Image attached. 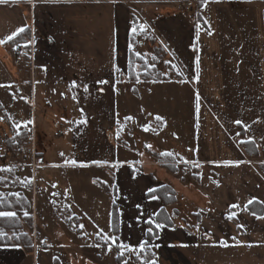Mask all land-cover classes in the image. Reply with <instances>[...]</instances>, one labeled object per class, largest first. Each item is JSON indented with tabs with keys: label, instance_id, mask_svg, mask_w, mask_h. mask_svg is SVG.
Listing matches in <instances>:
<instances>
[{
	"label": "crops",
	"instance_id": "0c3cea01",
	"mask_svg": "<svg viewBox=\"0 0 264 264\" xmlns=\"http://www.w3.org/2000/svg\"><path fill=\"white\" fill-rule=\"evenodd\" d=\"M185 3L190 5L189 9L181 0L0 2V41H5L0 43V106L3 112L0 114L4 117L3 122L0 118V134L9 139L17 130L24 131L26 138L31 133L35 158L38 156L42 161L46 154L42 143L45 137L33 131L37 116L43 127L58 128L56 119H67L68 103L74 102V97L82 96L85 86L99 95L105 89L109 105L103 112L115 118L116 127L117 99L123 88L122 79L128 81L129 53L133 51L132 24L136 20L139 28L150 34L153 41L148 42L145 35L140 37L135 52L151 49L154 42L164 53L162 62L172 70V77L151 85L148 89L151 93H145V96L158 113L165 111L160 108L164 100L159 101L158 97L164 95L168 87L172 90L171 95L177 91L176 96H179L184 88L188 95L200 98L194 107L192 135L183 137L182 141L174 130L177 128L168 124L174 137L184 145L183 153L179 150L171 156L166 155L167 160L161 158L160 155L168 151L163 141L162 147L153 152L160 157L155 161L136 158L121 162L115 158L94 164L127 167L130 179H134L137 171L141 173L139 178L149 176V185L143 189L145 197L149 189L168 186L176 195L173 205L179 203L180 198L188 208L237 210L238 214V210L245 211L249 200L264 204V0H185ZM21 27L28 36L26 40L30 36L33 38V73L14 64V46L12 40L7 39ZM15 91L21 96L28 94L30 98L28 119H23V112L17 105L5 110V97L14 96ZM37 102L38 109H34ZM52 107L57 114L55 118L49 115ZM142 108L143 105L141 111ZM132 119L129 118L126 126L132 125ZM237 120L242 123H235ZM164 129H160L162 135H165ZM156 133L159 134V130ZM54 136L59 138L60 133L57 131ZM248 143L254 145L256 154L250 156L244 152L242 146ZM181 166L188 171L187 178L181 177ZM162 176L163 181L157 180ZM29 179L31 197L35 189L37 200L41 187L37 186L40 180L35 170ZM1 181L3 198L20 194L31 203L25 191L18 190L20 193L17 194L15 185L5 178ZM54 183L44 181L48 195L55 189ZM7 188L14 190L6 194ZM52 195L49 197L57 198ZM69 195L61 193L59 199L71 207ZM161 205V209H165L162 208L165 204ZM233 205L237 207L233 208ZM11 212L18 215L15 209ZM74 216L78 228L82 229L83 219L78 214ZM243 216L233 220L241 229L252 232L251 243H243L244 238L236 234L238 245L242 242L236 250L240 258L237 262L243 264L247 258L251 264H264V217L253 215L246 219ZM212 217L211 212H203L202 217H198L209 235L220 228L219 222ZM55 220L56 216L52 221L56 223ZM22 225L18 229L0 228V236L10 241L0 244V264H22L28 257L34 259L33 237L22 229ZM111 231L113 234L112 227ZM21 234L27 235L31 248L22 241H15ZM78 244L72 243L70 248L76 251L75 257L81 256L83 251L84 244Z\"/></svg>",
	"mask_w": 264,
	"mask_h": 264
},
{
	"label": "rangeland",
	"instance_id": "374dc122",
	"mask_svg": "<svg viewBox=\"0 0 264 264\" xmlns=\"http://www.w3.org/2000/svg\"><path fill=\"white\" fill-rule=\"evenodd\" d=\"M132 25L133 56L129 55V58L134 64L129 69L128 81L122 79L124 89L120 88L117 99L119 114L116 127L115 118L113 116L110 118L109 114L103 112V109L106 110L109 105L105 89L99 95L97 91L93 92L92 88H87L82 96L78 95L74 97V102L68 103L67 119H56L55 122L57 123V120L59 122L57 123L59 126L56 124L58 128L43 127L37 116L38 120L33 123V131L45 137V142L42 143L46 148V154L43 155L42 161L38 156L29 157L31 155L28 147L34 145L31 133L28 139L21 132L22 138L18 142L28 145L27 149L23 150L18 148V142L7 145L5 135L0 134V179L5 178L9 184L17 187L16 190L7 188L5 192L8 194L14 190L19 194L25 191L31 201L29 204V200L25 199L29 205L27 210H16L18 215L15 217L19 225L13 228L18 229L23 223L22 229L33 237L34 259L28 257L22 264H241V261L237 262L240 258L236 250L240 248L238 246H241L242 242L238 245L235 240L236 234L244 238L243 243H251L252 232L241 229L233 220L237 216L236 219H239L242 214L246 219L252 218L253 212L247 208L248 205L245 211L238 210V214L235 212L237 210H234L235 216H232L233 212L228 209L210 210L194 208L195 206L188 208L183 205L184 200L180 198L179 203L173 205L176 202V195L173 204L162 207L165 208L172 226L165 225L160 232L157 230L156 235L150 238L149 235L155 232L148 233L147 221L151 217L157 222L156 212H159L164 202L159 199V203H156L158 202L156 199L152 200L143 194L144 187L149 185V176L139 178L141 173L137 171L132 180L127 167L116 168L114 165L94 164L115 158L121 162L136 158L155 161L160 157L158 158L153 152L162 147L163 141L168 151L163 156L160 155L161 158L167 160L166 155H172L179 150L183 153L184 145L174 137L173 130L168 124L177 128L174 130L182 141L192 135L194 107L197 99L200 98L188 95L184 88H181L179 96H176L177 91L171 95L172 90L168 87L164 91L166 96L158 97L159 101L164 100L163 107H160V104L158 107L165 111L158 113L157 110H153L145 93L150 94L151 91L148 89L156 82L161 83L163 79L172 77V70L162 62L164 53L160 47L155 46L154 42L151 44V49L143 53L135 52L140 37L145 35L148 42H152L153 38L139 28L136 20ZM17 66L24 68L22 65ZM24 70L29 71L26 68ZM4 101L7 106L5 110L13 109L17 105L23 112V119L29 118L28 94L21 96L15 91L14 96L5 97ZM38 105L37 102L34 109H38ZM142 105L143 111L140 109ZM53 107L49 112L51 118L57 117ZM98 107L102 110L98 111ZM131 117L132 125L126 126V122H129ZM0 118L3 122V114H0ZM162 127L165 128V135L160 132ZM26 130L29 131L27 128ZM158 130L159 134L156 133ZM57 131L60 137L54 138ZM16 132L20 133L19 130ZM242 148L250 156L256 154L251 143ZM34 170L40 180L37 184L38 188L44 189L46 180L55 182L54 192L51 189L50 195L53 192L52 196L57 198L52 199L45 189L44 193L41 188L36 195L37 200H35V189L31 197L32 183L29 178L30 173L33 176ZM181 170V177L187 178L188 171L183 170L182 166ZM157 180L163 181L164 178L162 176ZM100 183L105 184L107 189L101 187ZM18 190L21 191L18 193ZM65 192L70 193L72 209L59 199V195L66 194ZM254 202L262 205V210L257 211H260L264 217V204L256 200ZM18 203L25 207L24 202L18 201ZM113 204L118 211L117 220L112 217ZM4 206L1 205L2 210H5ZM203 212H211L212 219L219 222L220 228L212 235L201 226L198 217H202ZM74 214H78L83 219L85 224L82 229L78 228ZM55 216L56 223L52 221ZM112 221L116 224V229L119 227L117 235L114 232L112 234ZM120 222L122 233H120ZM0 228L12 229L5 224H0ZM25 236L26 238L21 241L29 247L30 241L28 243V237ZM145 242L147 244L141 248ZM72 243L76 245L79 243L78 246L84 244L81 256H73L76 251L70 249ZM243 264H251V260L245 258Z\"/></svg>",
	"mask_w": 264,
	"mask_h": 264
},
{
	"label": "trees",
	"instance_id": "16d2710c",
	"mask_svg": "<svg viewBox=\"0 0 264 264\" xmlns=\"http://www.w3.org/2000/svg\"><path fill=\"white\" fill-rule=\"evenodd\" d=\"M28 36H26V34H24V32L18 34L14 39H12V45L15 47L16 45L25 42ZM129 55L132 57V52L130 51ZM130 67H133V60H130ZM21 132L24 131H20V133L18 134L17 132H15L14 136L12 138L7 139L6 143H8L7 145H11L13 142H18V140H20L22 138V134ZM25 133V132H24ZM14 147H16V144H14ZM101 187H104L105 189H107V187L105 186V184L100 183ZM152 196H156L158 198H160L165 205H170L173 204L175 202V193L174 191L168 187V186H159L158 188H156L154 191L149 192L146 197H152ZM18 201H22L25 203V207L20 206V204L18 203ZM5 205L3 207V209L5 210H18L21 211V209H28L29 205L27 203V201L25 200V198L22 195L19 196H15V195H10L8 198H3L0 200V208L2 209L1 205ZM250 211H252L254 214H257V216H262L260 211L257 210H262V205L260 203L257 202H253L252 204L248 205L247 207ZM0 209V210H1ZM113 209V219L115 218L116 220L118 219V211L116 209V206L113 204L112 206ZM156 220L158 223L164 224L166 226H172V222L170 221V218L168 216V214L165 212V209H160L159 212L156 214ZM0 224H5V226H7L8 228H14V227H18V223H17V219L16 217L13 216H9V217H0ZM148 227L150 226L149 224H147ZM154 228V225H151ZM119 228V227H118ZM118 228L116 229V224L113 223L112 221V229L114 234H118ZM154 234L149 235L150 238H153L156 235L157 229L154 228ZM20 238V240H19ZM19 238L15 239L16 242H20L21 240H23V238H26L25 235H20ZM28 243L29 240L27 239ZM116 243L118 242V239H115ZM10 241L7 237H2L0 236V244H9ZM28 248H31V242Z\"/></svg>",
	"mask_w": 264,
	"mask_h": 264
},
{
	"label": "built area",
	"instance_id": "2783aa9c",
	"mask_svg": "<svg viewBox=\"0 0 264 264\" xmlns=\"http://www.w3.org/2000/svg\"><path fill=\"white\" fill-rule=\"evenodd\" d=\"M181 1L186 9L190 8V5L186 4L185 0ZM13 57L15 65H22L24 68L29 69L31 73L34 72L35 62L33 57V38L31 36L25 42H22L14 47ZM17 144L19 149H27L28 145H26L25 143L18 142ZM28 148L31 157L35 158L34 146L32 145Z\"/></svg>",
	"mask_w": 264,
	"mask_h": 264
},
{
	"label": "snow or ice",
	"instance_id": "6c2138e0",
	"mask_svg": "<svg viewBox=\"0 0 264 264\" xmlns=\"http://www.w3.org/2000/svg\"><path fill=\"white\" fill-rule=\"evenodd\" d=\"M0 2H3V0H0ZM198 27H199V26H198ZM24 31H25V29H24L23 27H21V28L17 29L16 32H13L10 36H8L7 39H8V40H12V39H14L19 33H22V32H24ZM4 42H5V41H0V43H4ZM101 83H104V82L101 81ZM73 86H75V84H73ZM85 91H87V86H85ZM158 119H159V118H158ZM235 123H237V124H241L242 121L237 120V121H235ZM146 130H147V129H146ZM169 155H171V154H169ZM73 163H75V162L73 161ZM151 191H154V190H153V189H149V192H151ZM151 198H152V199H157L158 197H156V196H152ZM254 199H255V198H254ZM253 202H254L253 200H249L247 203L250 205V204H252ZM232 207L235 208V207H237V206H236V205H233ZM25 215H27V213H25ZM231 215H232V216H235V213L233 212ZM253 215H255V214L253 213ZM9 216H15V213H14V212H11V211H0V217H9ZM257 218L259 219V218H261V217H257ZM138 219H139V217H138ZM147 223L150 225V226L148 227V233H149V234L153 233L154 228H155V229H163V228L165 227V225L153 221V220L151 219V217L148 219ZM151 225H154V228H153ZM81 227H83V226H81ZM109 238H111V237H109ZM146 244H147V242H145V244H142V245H141V248H144Z\"/></svg>",
	"mask_w": 264,
	"mask_h": 264
}]
</instances>
